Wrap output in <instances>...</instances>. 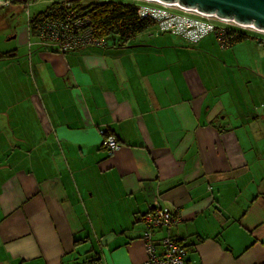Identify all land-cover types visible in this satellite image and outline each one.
<instances>
[{"label": "crops", "instance_id": "obj_1", "mask_svg": "<svg viewBox=\"0 0 264 264\" xmlns=\"http://www.w3.org/2000/svg\"><path fill=\"white\" fill-rule=\"evenodd\" d=\"M166 34L65 54L28 36L0 59L28 56L25 95L0 99V264H140L154 207L174 221L153 241L191 264H264V76Z\"/></svg>", "mask_w": 264, "mask_h": 264}, {"label": "trees", "instance_id": "obj_2", "mask_svg": "<svg viewBox=\"0 0 264 264\" xmlns=\"http://www.w3.org/2000/svg\"><path fill=\"white\" fill-rule=\"evenodd\" d=\"M141 6H148L159 10L168 9L141 0H55L49 3L44 11L39 12L33 18H28V36L30 39H34V43L37 44L38 40H41V37H43L41 35L43 33L40 31L45 27L48 32L51 30L61 31L60 35L63 30H65L67 34L72 35L83 34L78 32H84L91 38L102 41V46L97 48L107 47L109 44L106 41L107 38H112V43L114 45L124 48L130 41L134 40L136 36L157 25V20L149 16L141 17L138 14V9ZM226 30L229 34H232L229 47L250 38L249 32L244 31V29L227 27ZM250 33L255 32L251 31ZM43 35L46 36L45 34ZM37 45L41 49L48 50V48L42 45ZM85 48L93 47L88 45L76 51ZM49 50L55 52V49ZM13 54V51L1 53L0 59L12 57ZM108 136L107 132H105L102 141ZM101 147L104 148L103 145H101ZM146 213L147 212L141 214L140 217ZM156 230H153V233ZM172 241L182 244L187 249L188 253L189 247L187 245L179 240L172 239ZM78 242L79 240H75L74 245ZM98 259V253H95L91 256L90 262L97 263Z\"/></svg>", "mask_w": 264, "mask_h": 264}, {"label": "built area", "instance_id": "obj_3", "mask_svg": "<svg viewBox=\"0 0 264 264\" xmlns=\"http://www.w3.org/2000/svg\"><path fill=\"white\" fill-rule=\"evenodd\" d=\"M8 1L12 0H5V2ZM2 2L4 1H1L0 3ZM162 7L170 8L165 6ZM138 14L141 17L149 16L157 20L158 28L155 33H170L172 35H177L189 43H197V41L207 34L214 33L220 47H228L231 44L230 38H232V34H229L226 30L229 26L251 30L252 32L263 36L258 41L264 48V33L250 28L240 27L232 22H225L213 17L201 16L196 13L195 14L200 17V20H187L186 18L179 20V18H177L174 14H169L165 10L154 9L148 6H141L138 9ZM40 32L46 36L41 34L43 37H41V40H38L37 44L48 48V50L55 49V52L62 54L76 51L88 45H91L92 47H99L103 44L102 41L93 39L84 32H78L83 34L72 35L67 34L66 31L63 30L60 35L61 31L51 30L48 32L45 27H43ZM101 143L106 148L108 153H112L119 148V144L116 142V139L110 136L106 137ZM141 221L146 226L143 234L146 259L140 264H191L186 260L187 249L182 244L172 241L168 232L159 239L157 244L153 241V230L164 229L168 231L170 228L174 221L172 212L168 209L154 207L141 217Z\"/></svg>", "mask_w": 264, "mask_h": 264}, {"label": "rangeland", "instance_id": "obj_4", "mask_svg": "<svg viewBox=\"0 0 264 264\" xmlns=\"http://www.w3.org/2000/svg\"><path fill=\"white\" fill-rule=\"evenodd\" d=\"M0 3V54L13 51V49L27 50L26 46L28 44V33L26 29V24L28 18H33L39 12H42L46 9L47 5L53 0H12L5 2V0ZM137 1V0H136ZM153 4V3H152ZM155 5V4H154ZM158 5V4H157ZM167 13L174 14L179 18V20L187 19H198L199 16L195 13L184 12L177 7H170L165 9ZM177 11V13H176ZM229 27V26H228ZM157 25L147 29L143 34L137 36L134 40L130 41L129 44L134 42L146 41L149 40L150 36H154L157 29ZM234 28V27H233ZM244 31L249 32L250 38L242 40L237 43L229 51H223L219 48L217 41L214 39V33H209L198 45L191 46L194 50H203V51H213L221 53H237L240 56V60H249L253 63L256 72L252 74V81L249 83H254V85H260L262 83L259 77L264 76V49L260 48L258 40L263 36L255 33H250L251 30L244 29ZM170 35L169 33L165 36ZM174 40L180 42L179 38L172 37ZM35 40L31 39V43ZM108 43H112V38H107ZM202 43H205V46H201ZM190 47V46H188ZM213 49H212V48ZM28 48V47H27ZM28 56L27 52L24 53L22 57H17L11 63L0 61V99L3 101L14 99L13 91H9L10 85H16V90L18 95H25V91L21 90L24 88L19 87L20 85L28 84ZM9 67V68H8ZM252 69V68H251ZM244 72V71H243ZM245 73V72H244ZM249 74V73H246ZM244 76V74H243ZM264 103V99L262 100ZM171 212V211H170ZM174 216V213H173ZM143 240V239H142ZM146 252V251H145Z\"/></svg>", "mask_w": 264, "mask_h": 264}, {"label": "water", "instance_id": "obj_5", "mask_svg": "<svg viewBox=\"0 0 264 264\" xmlns=\"http://www.w3.org/2000/svg\"><path fill=\"white\" fill-rule=\"evenodd\" d=\"M158 1L166 4H178L180 7L187 9H196L198 12L206 15L217 16L219 18L226 20H233L235 24L238 26L240 25V27H242V25L253 26L257 30L264 32V0H158Z\"/></svg>", "mask_w": 264, "mask_h": 264}, {"label": "bare ground", "instance_id": "obj_6", "mask_svg": "<svg viewBox=\"0 0 264 264\" xmlns=\"http://www.w3.org/2000/svg\"><path fill=\"white\" fill-rule=\"evenodd\" d=\"M143 1H147V2H154V3H158L160 4L161 6H165V7H177L185 12H190V13H196L198 15H201V16H205V17H214L216 19H219V20H222V21H225V22H232V23H235L233 20H226V19H222V18H219L217 16H210V15H206V14H203V13H200L198 12L196 9H187V8H183V7H180L178 4H166V3H162L158 0H143ZM240 26V25H239ZM242 27H245V28H250V29H253V30H256L258 32H262L264 33L263 31H260V30H257L256 28H254L253 26H243Z\"/></svg>", "mask_w": 264, "mask_h": 264}]
</instances>
